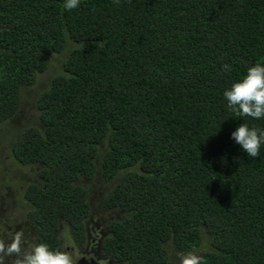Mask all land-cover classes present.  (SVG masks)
Returning <instances> with one entry per match:
<instances>
[{
	"label": "trees",
	"instance_id": "obj_1",
	"mask_svg": "<svg viewBox=\"0 0 264 264\" xmlns=\"http://www.w3.org/2000/svg\"><path fill=\"white\" fill-rule=\"evenodd\" d=\"M64 3L0 0V122L73 45L37 97L40 123L12 141L40 177L25 188L35 243L63 251V221L84 241L98 176L118 212L102 245L120 264H176L170 249L205 237L206 264H264V143L252 158L231 136L264 118L235 117L223 95L264 64V0Z\"/></svg>",
	"mask_w": 264,
	"mask_h": 264
},
{
	"label": "rangeland",
	"instance_id": "obj_2",
	"mask_svg": "<svg viewBox=\"0 0 264 264\" xmlns=\"http://www.w3.org/2000/svg\"><path fill=\"white\" fill-rule=\"evenodd\" d=\"M72 47V44L68 45L64 52L51 57V64L47 71L40 73L33 85L25 86L22 89L19 110L8 120L0 122V240L6 244L17 231L23 234L22 248L35 244V231L31 229L29 232L30 227L26 223V214L31 208V204L25 197V188L29 183L40 182V177L35 167L18 165L12 160V141L21 130L40 123L39 110L36 105L37 97L42 91L50 87V81L54 75L63 72V62L68 57ZM86 185L91 191L90 201L93 208L91 218L95 219V223L101 224V228L105 229L104 226L109 219L118 214L117 211L113 213L104 212L102 209L103 197L109 190L110 184H105L97 176ZM95 228H97L96 225ZM61 236L68 253L73 256L70 249L73 245L71 234L66 226L63 228ZM95 238L96 242H99L100 238L98 236ZM208 241L209 239L205 237L204 242L195 251L198 255L211 249ZM179 254L180 252H174L170 249V258L176 264H179ZM99 255L100 258L96 256L99 264H118L115 261L109 262L107 257ZM4 259L9 262L4 261V264H11L13 258L5 256Z\"/></svg>",
	"mask_w": 264,
	"mask_h": 264
},
{
	"label": "clouds",
	"instance_id": "obj_3",
	"mask_svg": "<svg viewBox=\"0 0 264 264\" xmlns=\"http://www.w3.org/2000/svg\"><path fill=\"white\" fill-rule=\"evenodd\" d=\"M113 2L118 4L119 0ZM79 5L80 0H65L63 8L72 11ZM224 70L229 71L230 66L225 64ZM223 95L235 117L264 118V64L256 62L249 66L246 75L232 83ZM231 136L248 156L255 158L260 155V148L264 143V129L249 127L244 122ZM22 238V232L17 231L7 244L0 240V264H4L5 256L13 258L11 264H74L67 251L51 249L43 242L22 248ZM179 264H206V261L195 251H189L179 254Z\"/></svg>",
	"mask_w": 264,
	"mask_h": 264
},
{
	"label": "flooded vegetation",
	"instance_id": "obj_4",
	"mask_svg": "<svg viewBox=\"0 0 264 264\" xmlns=\"http://www.w3.org/2000/svg\"><path fill=\"white\" fill-rule=\"evenodd\" d=\"M26 223H27V226L30 227L29 232H31V229H32V231H35L34 235H36L35 225L33 223H31L29 220H26ZM65 223H66V225H65ZM109 223H110V221H108L105 224V226H104L105 229H103V228H101V224L95 223V219L90 218V219L86 220L84 241H81L74 236L72 226L67 221H63L60 224L59 238L62 242L63 251L68 252V249H67V247H65L64 240L61 236L63 228L66 226V228L68 229V232H70V234H71V243L73 245L70 249H71L72 254H73L72 258H73L74 264H99V261L96 260V258L100 256L99 254L107 257L109 259V262L115 261L116 263L120 264L118 261L113 259L108 253H106L105 250L103 249V245H102L103 239H104L105 235L107 233H109V231H108ZM95 225L97 226V228H95ZM95 235L100 238L99 242H96V238H95L96 236ZM4 261L6 263H9L5 259H4Z\"/></svg>",
	"mask_w": 264,
	"mask_h": 264
}]
</instances>
